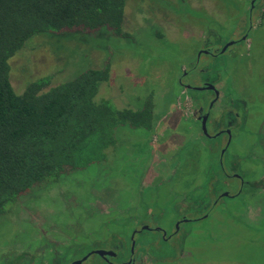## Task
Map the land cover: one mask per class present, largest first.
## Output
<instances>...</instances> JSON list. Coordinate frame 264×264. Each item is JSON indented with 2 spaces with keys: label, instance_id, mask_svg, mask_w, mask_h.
<instances>
[{
  "label": "rangeland",
  "instance_id": "374dc122",
  "mask_svg": "<svg viewBox=\"0 0 264 264\" xmlns=\"http://www.w3.org/2000/svg\"><path fill=\"white\" fill-rule=\"evenodd\" d=\"M246 8V0H126L129 38H113L101 31L93 37L42 33L26 41L9 59V80L16 94L38 78L50 76L55 85L108 61L109 79L99 85L95 100L133 111L151 100L153 130L146 137L143 129L120 130L118 146L105 161L61 176L32 197L20 199L11 213L0 217V264H72L88 246L107 249L118 242L127 247L135 219L151 216L156 225L170 229L184 211L198 219L182 226L191 229V241L199 233L194 247L180 234L182 238L174 240H185L178 243L184 248L181 252L172 248L174 253L168 254L159 235L145 233L142 246H149L146 249L155 251L157 258L150 255L152 260L144 264H264V214L258 218L259 206L247 197L253 191L254 200L264 195V3L254 13L257 28L248 44L232 55L212 59L207 69L219 85L221 111L215 113L219 122L230 106L231 113L242 114L239 124L231 127L232 141L221 163L226 172L229 164L236 171L239 168V174L246 173L256 185L234 199L223 198L215 210L206 212L205 220L200 216L206 215L202 211L206 198L219 192L238 193V182L225 181L219 171L225 140L219 138L210 147L206 140L214 130L210 122L204 135L197 122L172 107L179 84L192 86L199 74L191 64L197 46L207 40L205 34L213 35L218 27L216 38L224 39L226 29L239 17L245 29ZM170 22L178 26L172 37L174 26L166 25ZM186 26L189 34L184 33ZM210 62L200 59L196 70H204ZM182 67L188 68L186 76L180 73ZM151 162L155 173L146 174Z\"/></svg>",
  "mask_w": 264,
  "mask_h": 264
},
{
  "label": "trees",
  "instance_id": "16d2710c",
  "mask_svg": "<svg viewBox=\"0 0 264 264\" xmlns=\"http://www.w3.org/2000/svg\"><path fill=\"white\" fill-rule=\"evenodd\" d=\"M125 1L0 0V217L61 176L105 161L120 130L153 128L151 100L136 111L95 100L109 79L108 61L55 85L38 78L20 94L9 80V59L33 36L130 37L122 29Z\"/></svg>",
  "mask_w": 264,
  "mask_h": 264
},
{
  "label": "flooded vegetation",
  "instance_id": "af4514ba",
  "mask_svg": "<svg viewBox=\"0 0 264 264\" xmlns=\"http://www.w3.org/2000/svg\"><path fill=\"white\" fill-rule=\"evenodd\" d=\"M246 2H247V8L243 10V12H246L248 14L247 18L249 21L248 22L249 25L244 29V26H245L244 20H242L241 17H239V19L237 20V23L233 27L229 26L226 29V35H227L226 38L224 39H221V37L216 38L220 31L218 27L216 28L213 35L212 34L209 35V32L205 34L207 40H204V42H202L199 46H197L198 48L196 50L195 59H194V62L191 64L192 65L191 68L195 71V73L198 72L199 74L198 75L195 74V79L192 83V86L191 85L185 86L182 83L179 84L180 88L178 92L176 93V98H175L176 103H175V106H172L176 108L179 114H181L182 116H185L186 117V118L184 117L185 119L191 118L192 121L197 122L199 124V127H197L198 131L199 132L201 131V133H203L204 135L205 133L203 132L202 124L204 125L205 131H206V124L208 123V121L210 122V125L212 126L211 128L214 130H213V134L210 135V137H206V140L207 142L209 141V143H212L210 146L211 148H213L214 141H216L219 138H224L225 146L220 151L221 152L220 158L218 157L219 165H220L219 171L223 172L222 175L224 176L225 181H227V178H228V179L237 180L238 182V186H237V190L239 189L238 193L231 194L229 191L219 192L218 194L215 193L216 195H210L208 198H206L207 202H205L206 203L204 204L205 207L202 209L204 213L206 212L208 213V211H211L215 206H217L219 201H221L223 198L234 199L238 195H244L247 189L254 190V186L256 185L254 184L255 183L254 181H252L251 179H247L245 177L244 174L246 173L242 172L239 174V171H240L239 168H236L238 169L236 171L234 167L231 164H229V172H226L225 167L221 163V157L226 151V149L229 147L232 141L233 134L231 133L232 132L231 127L237 126L235 125V123L239 124V122L242 120V114L240 110L238 111V113L237 111H234L233 113H231L230 111L234 108L230 106V110H228L227 112L225 111L222 121L219 122L218 117L215 114L219 110L221 111V106L219 105L221 101L220 99L221 94H220V90L218 89L219 85H217L216 80L213 79L214 77V75H212L213 72L209 73V71L207 70L209 66L212 64V62H210L212 59L216 58L217 56H221V55H232L234 51L238 52L237 49L239 47H242V46H245V44L246 45L248 44V40H249L248 37L250 33L254 29L257 28V26H254V23H255L254 13H256L258 9H260V6L262 5V3H264V0H246ZM125 17L126 16L124 14V19L122 23V29L124 31H125ZM227 20L229 21V23L236 21L233 19H227ZM166 25L170 29L174 26V28L171 29L170 37L174 36L177 33L176 27L178 26H176L174 22H170V25L169 24H166ZM183 28L185 30L184 33L189 34L188 31L190 29L187 26ZM162 33L165 34V32H162ZM128 34L131 35V32H129ZM204 37H201V38H204ZM195 42L197 43L198 40ZM207 58L209 59L210 63H208L203 68L204 70H196L197 68L196 65H198V63L200 62V59L205 60ZM187 70H188L187 67H182L180 73L186 76L188 73ZM220 82L222 83L221 80ZM223 88H224V85H223ZM143 130H144V135L146 137L147 135L148 136L150 135V132L153 130V128L151 130H145V129ZM160 136H162L161 133H160ZM154 150L155 151L159 150V147L157 144ZM153 161H155V159ZM152 163L153 162H151L146 174L150 170L155 173V171L151 167ZM248 172L253 175L254 171L248 170ZM161 173L162 172H160L159 174ZM261 186H264V184H261ZM259 195L260 196L255 197V200H254V191L251 192L249 195H247V197H250L252 199L251 202H254L255 205L259 206L257 207L258 218L260 216H263L264 214V211L262 210L264 206V195L261 193ZM184 204H188V202L185 201ZM178 212H180V210ZM251 212L254 215V207L251 210ZM207 213L206 215L200 216V219H204V220L207 219L209 217ZM179 215H184V216L179 217ZM189 215L190 214L188 212L185 214V211L179 213L177 215V219L173 221V227H171L170 229H165L160 225H156L151 220V216L147 217L145 215L144 218L141 220L135 219L134 225L131 226L130 228V232L132 230L133 231L129 234L128 242L126 241L127 247L122 246V244H118V242L115 243L114 247L107 245L106 246L108 247L107 249L102 246H97V247L88 246L87 250L84 251V253H82L83 255L79 257V260L77 261H80V264H85L90 258H92V256H94L93 259L96 258L97 260L93 261V259H90V261H88L87 263H90V264H144L147 260L151 261L152 259H150V257H152L153 255H155L156 257L155 251L148 252V249H146L149 246H142L141 236H143V234L145 233H155L156 235H159V239L161 243L166 244V246H163V247H165L168 254L174 253L172 248H175L177 252H179V250L181 252L182 249L184 248L183 245H180V246L178 245V243L182 244L185 242V240L177 241L178 238H182V237H178L180 234L182 235L184 234L185 239L190 240V245L194 247V245L196 244L195 243L196 236H199L198 235L199 233L191 241V238L189 236L191 229L184 230L182 227L184 224L186 225L187 223L195 222L196 220H198V219L190 218ZM147 220L149 224H146ZM136 238L138 239L140 238L137 241V243H136ZM175 238L177 239L174 240ZM89 245H92V244L89 243ZM168 247L169 249H167ZM185 248L191 249V247L189 248L186 246ZM95 251H101V254H98ZM162 259H166V258H162Z\"/></svg>",
  "mask_w": 264,
  "mask_h": 264
},
{
  "label": "water",
  "instance_id": "95a60500",
  "mask_svg": "<svg viewBox=\"0 0 264 264\" xmlns=\"http://www.w3.org/2000/svg\"><path fill=\"white\" fill-rule=\"evenodd\" d=\"M202 128H203V132L206 133L205 127H204L203 124H202ZM95 252L98 253V254H101V251H95ZM72 264H80V261L73 262Z\"/></svg>",
  "mask_w": 264,
  "mask_h": 264
},
{
  "label": "crops",
  "instance_id": "0c3cea01",
  "mask_svg": "<svg viewBox=\"0 0 264 264\" xmlns=\"http://www.w3.org/2000/svg\"><path fill=\"white\" fill-rule=\"evenodd\" d=\"M122 131H124V130H122ZM127 131H128V130H127ZM127 131H126V132H127ZM131 132H132V131H131Z\"/></svg>",
  "mask_w": 264,
  "mask_h": 264
}]
</instances>
